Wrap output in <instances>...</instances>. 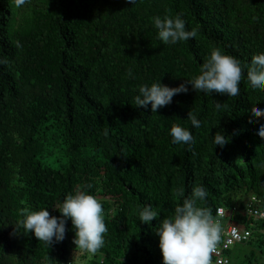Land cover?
Returning <instances> with one entry per match:
<instances>
[{"label": "trees", "instance_id": "16d2710c", "mask_svg": "<svg viewBox=\"0 0 264 264\" xmlns=\"http://www.w3.org/2000/svg\"><path fill=\"white\" fill-rule=\"evenodd\" d=\"M165 16L181 17L196 37L162 43L154 18ZM213 49L246 74L251 57L264 54V0H30L20 8L0 0V264L71 263V220L65 239L47 247L23 232L18 210L60 216L54 205L86 185L108 232L105 247L80 264H163L156 227L201 185L199 207L213 216L223 207L226 222L250 233L226 251L230 264L238 244L249 247L240 264H264V218L253 213L264 212V139L251 123L264 92L246 75L236 97L192 89L187 80ZM159 81L189 91L157 113L134 107L139 87ZM174 124L194 143L173 144ZM222 132L229 142L215 147ZM145 204L160 213L150 225L139 221Z\"/></svg>", "mask_w": 264, "mask_h": 264}, {"label": "clouds", "instance_id": "9594fccd", "mask_svg": "<svg viewBox=\"0 0 264 264\" xmlns=\"http://www.w3.org/2000/svg\"><path fill=\"white\" fill-rule=\"evenodd\" d=\"M29 2L30 0H15V5L20 8ZM130 2L135 4L137 0H130ZM154 26L158 30V39L166 45L188 41L197 35L195 29L186 30L185 21L179 16L176 18L165 16L163 19L155 17ZM245 75L253 90L264 92V54H256L251 57L250 66L245 74V69L242 68L237 58L220 49H213L208 59L200 67L199 75L187 80V84H190L196 92L199 91L207 95L215 92L236 97L240 95V84L245 80ZM188 91L189 88L184 83L178 87H169L160 81L152 83L150 86L141 85L138 94L134 97L133 106L147 109L150 104V111L157 113L158 109L171 104L175 95ZM252 112L251 123L253 125L259 123L257 135L264 139V123H260L261 120H264V109L256 108ZM188 119L192 126L201 127V121L194 113L189 112ZM169 134L173 144L190 145L194 143L192 133L180 125H172ZM229 139L223 132L216 133L213 144L215 147L223 148ZM90 188L91 185H86L83 189H77L74 193L68 194L58 206L54 205L60 216L50 215L47 208L39 210H32L30 207L20 208L18 211L22 219L18 223L24 229L23 232L33 234L49 247L65 239L66 224L68 220H71L74 231L72 243L75 245V249L71 263L67 262L66 264H80L81 258L96 256L105 247V234L108 232V228L102 202L88 190ZM206 197L205 187L195 186L191 194L175 207L174 215L171 218L159 221L155 231L159 237L163 264H213V255L222 241L223 231L230 226L239 228L223 219L230 217L227 211L219 222L216 219L218 213L213 216L209 208L199 207L197 202L204 201ZM159 214L151 204H145L139 212V221L150 225L151 221ZM15 229L17 230L16 226ZM228 258V264H230L231 259Z\"/></svg>", "mask_w": 264, "mask_h": 264}, {"label": "built area", "instance_id": "2783aa9c", "mask_svg": "<svg viewBox=\"0 0 264 264\" xmlns=\"http://www.w3.org/2000/svg\"><path fill=\"white\" fill-rule=\"evenodd\" d=\"M254 201H256L255 197L252 198L251 202ZM217 213L218 217L216 219L220 222L221 218L226 215V211L224 208L219 207L217 209ZM253 213L255 215L258 214L264 218V212L261 211L259 208L255 209ZM249 236V231H240V229L236 226H230L229 228L224 230L222 234V241L217 246L216 252L213 255V264H228L229 258L225 251L228 250V248L234 243L248 240Z\"/></svg>", "mask_w": 264, "mask_h": 264}, {"label": "rangeland", "instance_id": "374dc122", "mask_svg": "<svg viewBox=\"0 0 264 264\" xmlns=\"http://www.w3.org/2000/svg\"><path fill=\"white\" fill-rule=\"evenodd\" d=\"M233 251H232V261L233 263H236V264H240L241 262L240 261H243V257L245 256V254H247L249 252V247L245 244H238V245H235L233 248ZM72 259H73V256H72Z\"/></svg>", "mask_w": 264, "mask_h": 264}]
</instances>
